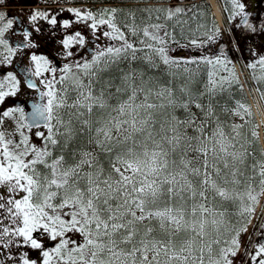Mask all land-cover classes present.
Wrapping results in <instances>:
<instances>
[{"label": "snow or ice", "instance_id": "6c2138e0", "mask_svg": "<svg viewBox=\"0 0 264 264\" xmlns=\"http://www.w3.org/2000/svg\"><path fill=\"white\" fill-rule=\"evenodd\" d=\"M9 3L0 264H264V120L236 71L264 117V10L221 0L222 29L207 0ZM45 31L62 33L59 63L39 52Z\"/></svg>", "mask_w": 264, "mask_h": 264}, {"label": "rangeland", "instance_id": "374dc122", "mask_svg": "<svg viewBox=\"0 0 264 264\" xmlns=\"http://www.w3.org/2000/svg\"><path fill=\"white\" fill-rule=\"evenodd\" d=\"M29 0H10L9 6L6 10H26L27 12H30L33 8H39V9H57L60 7H80L81 6V2L82 0H64V2L60 5H57L55 3H53V0H32V2H28ZM92 0H83V3H87V4H91ZM185 3H202L204 2V0H194V1H184ZM208 3V2H207ZM17 4V5H16ZM13 5V6H11ZM97 6H100L99 3H97ZM61 19H70L71 14L67 13V12H62ZM221 27V25H220ZM45 28H47V25H45ZM222 28V27H221ZM85 30L83 29L82 25H77L74 24L73 28L70 29L69 31H73V30ZM60 33V32H59ZM90 34V33H88ZM61 38V35H56V36H49L48 32L45 31L44 34L40 37L39 42H40V49L39 52L43 53V54H47L49 56V58L51 56H55L56 57V52L57 50L60 48L59 45V40ZM15 39V37H14ZM181 52H179L178 55H186V51L184 50H180ZM57 60H59V57H57ZM26 62V61H25ZM60 62V61H59ZM15 70V68L13 66H10L8 68H2L1 72L3 71H12ZM236 71L237 74L239 75L240 80L245 84L246 79H245V74H243V70L238 69V66L236 65ZM22 79V77H20ZM22 87H23V80H22ZM23 91L26 92L28 91L26 89V87H23ZM247 96V100L249 103H251L252 105V110L254 113H257V122H261L262 120H264V117H261L259 115L258 112V108H257V104H258V98L255 97L254 92H249ZM24 98V94H20L15 98H10L6 101V105L7 106H11L13 104V100H21ZM251 101V102H250ZM262 129V133L264 134V127L261 128ZM35 131V130H34ZM264 137L260 138V144L262 145L263 149H264ZM256 217H258L259 219H254L253 223L257 224L259 222H264V200L261 201V204L257 206L256 208ZM250 232L252 231L251 228L249 230ZM255 238V237H253Z\"/></svg>", "mask_w": 264, "mask_h": 264}, {"label": "flooded vegetation", "instance_id": "af4514ba", "mask_svg": "<svg viewBox=\"0 0 264 264\" xmlns=\"http://www.w3.org/2000/svg\"><path fill=\"white\" fill-rule=\"evenodd\" d=\"M28 2H32V0H29ZM207 2L211 5V10H212L211 12L215 16L212 2H210L209 0H207ZM214 3L216 4V6L218 8V12H219V19H218L217 22L221 25L222 29H224L225 28V24H224V22L222 20V15H221V0H214ZM247 3H248V7H249L250 11L264 10V0H247ZM11 6H13V5H11ZM8 7H10V6H8ZM6 11H8L9 13H11L13 15H15L17 13H21V12H25L26 13V10H13L12 9V10H6ZM22 19H23V17H22ZM83 31H85L86 35L90 38L91 34H88L86 30H83ZM57 34L58 35H62V33H59V32H57ZM239 35L240 34L237 33V36H239ZM225 40H227V37H225ZM256 43L257 44H264V40H257ZM51 58H55L56 61L59 63V60H57V57L51 56L50 59ZM237 66H238V69L242 70V66L240 64H237ZM0 72H1V69H0ZM243 74H245V77H247L248 76V71L246 69H243ZM246 83L247 84L243 83L244 86H245L246 91L253 92V88L251 86L252 82L248 79V81L246 80ZM28 91H30V90H28ZM28 91H26V92H28ZM28 99H29L28 96L24 95V98L22 100L23 101H27Z\"/></svg>", "mask_w": 264, "mask_h": 264}, {"label": "bare ground", "instance_id": "6f19581e", "mask_svg": "<svg viewBox=\"0 0 264 264\" xmlns=\"http://www.w3.org/2000/svg\"><path fill=\"white\" fill-rule=\"evenodd\" d=\"M210 2H212V5H213V10H214V14L217 18V21L219 19V12H218V8L216 6V4L214 3V0H209ZM264 137V134L262 133V129L260 130V138H263ZM264 141V140H263ZM264 143V142H263ZM262 146V145H261ZM263 148V147H262Z\"/></svg>", "mask_w": 264, "mask_h": 264}, {"label": "trees", "instance_id": "16d2710c", "mask_svg": "<svg viewBox=\"0 0 264 264\" xmlns=\"http://www.w3.org/2000/svg\"><path fill=\"white\" fill-rule=\"evenodd\" d=\"M184 1H186V0H184ZM179 52H181V51H179ZM179 52L177 53V54H179ZM182 53V52H181Z\"/></svg>", "mask_w": 264, "mask_h": 264}, {"label": "water", "instance_id": "95a60500", "mask_svg": "<svg viewBox=\"0 0 264 264\" xmlns=\"http://www.w3.org/2000/svg\"><path fill=\"white\" fill-rule=\"evenodd\" d=\"M18 102H21L20 100H18ZM22 103V102H21Z\"/></svg>", "mask_w": 264, "mask_h": 264}]
</instances>
